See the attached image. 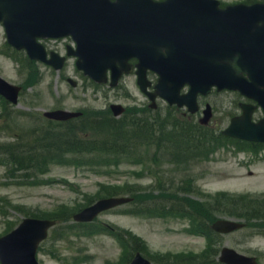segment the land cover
Returning <instances> with one entry per match:
<instances>
[{"label":"rangeland","instance_id":"rangeland-1","mask_svg":"<svg viewBox=\"0 0 264 264\" xmlns=\"http://www.w3.org/2000/svg\"><path fill=\"white\" fill-rule=\"evenodd\" d=\"M221 1L232 4L241 0ZM66 43L71 44V41ZM50 45L54 50L59 47L62 50L61 53L65 54L62 44L51 43ZM22 58L23 55H12L6 44L4 30L0 28V74L7 81L24 88L19 106H9L6 109L0 101V142H11L14 136L20 134L29 139L37 135L36 129L50 130L51 128L39 120L38 116L45 110L56 108L61 102L59 95H64L62 97L76 104L71 95H67L64 83L62 84L59 80V75L65 74V71L58 73L46 68L43 72L45 76L43 82L33 86L30 85L31 75L22 62ZM75 70V62L70 60L66 67V74L72 76L76 73ZM48 82L52 85H47ZM129 82L135 94L142 100L143 98L133 87L132 79ZM77 92L81 94L80 91ZM75 94L76 92H73V95ZM235 100H237L235 94L225 93L221 106L217 103L216 116L220 119L219 122L223 123V129L228 126L231 118L230 112L226 109L231 102H237ZM92 101L99 108L113 102L104 97H96ZM248 156L249 153H237L232 146H227L217 151L212 157L204 155L191 161L189 165L187 164L189 168L185 166L187 169L179 170L167 163L152 168L147 173H141V177L134 174L137 167L130 164L111 169L77 168L57 163L48 164L40 160L36 163L34 173H20L21 178H12L8 173V167L0 165V236L11 231L16 223L18 224L24 218L22 213L45 215L62 212L63 208L64 211L70 212V209L85 206L89 200L97 199L101 188L108 185L130 183L141 191H150L156 186L157 180L161 178L164 171H181V174L174 176L175 182L181 183L182 179H193L196 192L202 190L210 194L219 192L261 194L257 192L256 187L251 186L258 185L254 183L258 181L264 192V162L243 163ZM139 170L140 167H138ZM250 171L253 175L249 174ZM160 181L163 185L169 186L168 178L164 177ZM193 198L203 200L202 195H194ZM107 224L119 229H129L144 239L147 252L153 260L154 254L201 252L206 246L203 238L189 234L191 232L189 220L164 219L155 216L134 217L125 215V209L119 208L102 215L88 228H75L68 237L62 240H51L43 245L38 253L40 263L77 264L75 259L84 257L89 259L85 260L84 264H108V262L118 264L122 249L113 237L105 234L102 228ZM91 229L97 234L89 235L87 232ZM223 243V246L232 247L246 255L257 256L264 264V235L256 234L251 228L224 236Z\"/></svg>","mask_w":264,"mask_h":264},{"label":"water","instance_id":"water-1","mask_svg":"<svg viewBox=\"0 0 264 264\" xmlns=\"http://www.w3.org/2000/svg\"><path fill=\"white\" fill-rule=\"evenodd\" d=\"M220 13L216 3L210 0H168L165 3L152 0H118L116 3L109 0H0V23L7 27L10 44L18 49L26 48L32 58L45 60L43 48L36 43L37 37L72 35L79 45L74 53L79 57L78 67L97 81L105 80L108 69L113 70L114 80L121 72H127L125 62L131 57H138L141 61L140 77L147 69H152L165 77L183 74L187 79L198 78L206 68L208 71L211 68L206 64L194 65L188 60L190 64L186 66L172 64L176 59L185 58L183 53H173L172 33L180 32L186 37L189 32L190 39L197 31L188 30L191 26L202 27V37H208L215 30H220L227 37L240 34L238 41L244 39L250 30H261L260 36H264V6L237 7ZM192 21L195 24H191ZM175 27L186 30H173ZM224 41L226 43L223 42L222 46H229L227 38ZM245 47L244 44L233 45L232 50L242 51ZM214 57L203 59L208 62L213 61ZM186 59L194 61L195 56L188 55ZM62 63H57L55 67L61 68ZM117 63L121 65L119 70L116 69ZM222 63L221 78L212 84L235 88L234 76L242 71L249 72L247 67L230 58H225ZM240 81L244 89L245 84ZM189 82L192 83L191 80ZM18 92V88L0 78L1 94L16 103ZM54 117L61 118L60 114ZM228 133H235V126ZM122 202H100L75 218L78 221L91 220L101 211ZM53 225L54 222L50 221L25 220L15 232L0 239L2 263L37 264L35 254L38 244L46 238L48 229ZM234 227L226 222L215 225L217 230L224 232ZM223 261L229 264H255L228 250L224 251ZM134 264L146 262L138 257Z\"/></svg>","mask_w":264,"mask_h":264},{"label":"trees","instance_id":"trees-1","mask_svg":"<svg viewBox=\"0 0 264 264\" xmlns=\"http://www.w3.org/2000/svg\"><path fill=\"white\" fill-rule=\"evenodd\" d=\"M102 128L97 129V133L103 137L102 141L96 140L93 143H84L82 141L70 140L69 142L55 141L52 142V146H47V148L63 147L61 151L62 153H85V152H93L97 157H105L109 160H103L101 162L105 165L112 164L113 158H119L125 154L124 150L126 147L133 145L134 141L139 137V132L146 133V136H150L152 141L155 138V134L157 133V129L149 128L145 125H140L142 128L140 130H128L124 126H122L117 121L107 122ZM167 129L161 128L158 132L165 136ZM71 138V137H70ZM19 145V144H15ZM59 149V148H58ZM35 148L33 149V151ZM32 153V150L28 148H15L14 150L9 151V155L16 165V169H22L25 163V159L28 158V155ZM89 154V153H87ZM86 155V154H85ZM24 159V160H23ZM115 160V159H114ZM230 209H226V211L231 215H240L244 217H249V214L262 213L264 212L263 207L260 206L259 201L250 200L244 197H240L238 199H234L230 202ZM205 211H210L209 208L205 209ZM68 219L69 215L63 214L61 217Z\"/></svg>","mask_w":264,"mask_h":264},{"label":"flooded vegetation","instance_id":"flooded-vegetation-1","mask_svg":"<svg viewBox=\"0 0 264 264\" xmlns=\"http://www.w3.org/2000/svg\"><path fill=\"white\" fill-rule=\"evenodd\" d=\"M182 111L184 112V115H188L187 113H185V109H182ZM189 118H191V116H189Z\"/></svg>","mask_w":264,"mask_h":264}]
</instances>
